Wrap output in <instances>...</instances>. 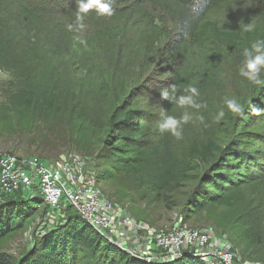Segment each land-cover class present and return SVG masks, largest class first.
Segmentation results:
<instances>
[{"label":"trees","instance_id":"trees-1","mask_svg":"<svg viewBox=\"0 0 264 264\" xmlns=\"http://www.w3.org/2000/svg\"><path fill=\"white\" fill-rule=\"evenodd\" d=\"M78 2L0 0V68L10 71L22 87L12 91L15 104L41 115L40 121L47 125L61 120L69 128V122L86 116L89 98L91 105L100 96L110 98L105 121L125 149H117L119 156L108 164L112 173L101 175L106 189L114 188V192L108 191L109 196L121 200L115 182L120 178L129 190L144 189L154 201H163L182 182L194 179L189 172L196 161L205 172L187 197L190 212L198 214L214 205H240L242 226L223 231L241 248L230 240L229 246L233 252L239 250L241 260L264 264V152L243 145L249 134L253 142L262 140L257 132L250 133L244 119L258 108L259 122H264L261 101L233 120L235 135L224 145L204 133L193 136L188 123L183 125L184 135L179 140L161 134V115L153 121L134 107V98L142 92L149 98L157 94L147 91L150 81L156 80L158 92L175 84L177 96L193 86L198 89L201 106L185 107L187 114L203 117L199 121L205 128L220 129L216 116L218 110H224L227 89L222 77L224 50L232 52L240 66L243 50L264 39V0H103L111 5L112 15H98L93 10L82 21L76 19ZM241 20L254 22L256 29L242 33ZM85 37L96 57L67 59L70 51L79 50V39ZM77 64L88 75L96 72L100 79L91 95L85 93L83 83L76 84V72L82 71L75 68ZM77 88L79 93L74 92ZM168 104L176 110L164 109L166 114L184 115L181 107ZM31 140L40 154L53 150L58 142L51 138L55 146L48 150L37 137ZM44 207L39 195L0 196V264H206L188 253L162 263L137 258L107 239L70 205L60 218L49 216L51 225L56 226L36 240L32 252L15 260L2 250V244L21 230L38 208L45 219L49 212ZM138 215L148 218L145 213Z\"/></svg>","mask_w":264,"mask_h":264},{"label":"rangeland","instance_id":"rangeland-1","mask_svg":"<svg viewBox=\"0 0 264 264\" xmlns=\"http://www.w3.org/2000/svg\"><path fill=\"white\" fill-rule=\"evenodd\" d=\"M245 11V9L242 11L243 14ZM78 44L79 50L70 51L66 56L67 59H78L84 56H89L90 58L96 57L95 48L88 46V37L80 38ZM224 55L226 59L222 68V77L225 78L224 83L227 88L224 96L226 99H235L241 106L242 111L239 114L233 113L224 104V110L222 111L227 117L223 120L221 119L222 117L216 120V123L221 127L220 129L219 127L205 128L199 119L195 117H192L191 122H188L189 127L193 128V136L197 135L201 137L204 133L221 145L229 143L230 139L235 135L233 120L238 119L247 110L249 111V108L255 107L256 103L254 102L258 100L261 101V105H264V85L253 84L246 78L241 77L238 73L239 65L235 55L228 49L224 50ZM90 66L94 67L95 65L90 63ZM77 67L81 69L78 64L75 68ZM81 70L80 72H76V77L78 78L76 84L79 82L83 83L85 85V93L91 95L95 88L97 89L100 85V79L97 78L96 72H91L88 75V71L85 69ZM5 74H8L10 78H5ZM261 78L264 79V73L261 74ZM155 81H150L146 87L148 88L147 91L154 93L156 91L157 94H152L149 98L142 96L144 93L142 92V94L134 98L137 103L134 107L142 109L143 114H149L151 116L149 119L153 121L156 119V116L159 117L161 114L158 109L161 111H164V109L176 110L167 101L160 99L159 92L155 89ZM17 83V79L10 71L0 68V154L12 153L20 157L31 155L42 156L51 162H56L61 158L68 161L79 159L83 163L80 170L81 173L95 180L100 191L104 196L108 197L109 201L117 208L120 214L124 213L126 216H132L134 219L139 220L137 222L146 223V225L148 224L153 229L163 231H170L177 227L196 229L213 234L218 239L216 241L219 244H226L227 242L229 246L230 240L235 245L230 234L223 230L229 229L231 226H242L241 217L238 216L240 205L232 207L214 205L198 214H192L189 210L190 208H188L187 197L201 182L205 172L203 165L195 161L191 165L192 170L189 172L194 179L182 182L163 201H154V198L144 189L129 190L123 179L119 178L115 182L121 200L115 201L108 194V191L114 192V188L108 190L109 188L107 187L106 189L105 183L100 180L103 173H112L108 164L115 157L119 156L120 153L117 149H125L122 142L116 139L117 135L114 129L107 126L105 121L111 99L100 96V100L91 105L89 98V103L85 108L86 116L82 119L77 117L73 122H69V128L62 125L61 120L52 121L47 125L42 120L40 121L41 115L15 104L13 100L14 93L12 91H14L15 87H18L17 90L21 87L17 86ZM256 88H259L257 90L258 93L255 92ZM74 92L79 93L78 88ZM181 110L183 114H187V108L185 110L182 108ZM218 111L221 112L220 110ZM257 113L258 108H254L252 115H246L244 119L250 126V133L257 132L259 136H262V140L253 142V136L249 134L243 141V145L247 150L259 149V151L264 152V122H259L258 116L261 115H257ZM69 129V133H64L65 130ZM181 135L183 136L184 134ZM35 137L41 140L48 147V150L55 146L50 142L51 138L58 140V142L53 150L40 154L34 150L36 147L31 144V139ZM84 151H88V154ZM84 154L87 156H84ZM85 157H87V160ZM252 199V197L248 198V200ZM138 212L148 214V218L140 217ZM262 219L264 221V210ZM51 222L49 216L44 219L42 209L38 208L33 216L26 221L25 226L21 230L9 235L2 244V250L10 254L15 260L24 257L33 251L32 249L35 246L36 240L46 234L48 228L51 229L53 226H56V224L51 225ZM61 222H64L63 219ZM212 242L208 240L207 243ZM207 247L214 248L213 244L207 245ZM236 247L237 249L241 248L240 246ZM229 248L233 251L232 247L229 246ZM175 252L177 254L160 257V260L172 259L178 256V253L182 254L181 249ZM194 252L197 253V249L191 253L193 257L199 258L194 255ZM238 252L239 250L235 251L233 256L237 257L235 259L243 262ZM171 253L169 252V254ZM203 256L213 263L212 257L206 254ZM158 260H152L151 262H159Z\"/></svg>","mask_w":264,"mask_h":264},{"label":"built area","instance_id":"built-area-1","mask_svg":"<svg viewBox=\"0 0 264 264\" xmlns=\"http://www.w3.org/2000/svg\"><path fill=\"white\" fill-rule=\"evenodd\" d=\"M82 166L79 159L68 161L61 158L48 162L37 156L0 154V196L39 195L49 212L47 215L52 218H60L65 206L70 205L116 246L150 262L158 259L159 262L171 261L184 253L192 255L191 252L197 249L194 255L208 264H252L235 259L227 242L219 244L213 234L182 227L170 231L153 229L124 213L120 214L104 199L95 180L81 173ZM208 240L213 242L207 243ZM211 244L214 248L207 247ZM180 249L182 254L160 260V257L177 254L175 251ZM205 254L212 257L213 263L203 256Z\"/></svg>","mask_w":264,"mask_h":264},{"label":"clouds","instance_id":"clouds-1","mask_svg":"<svg viewBox=\"0 0 264 264\" xmlns=\"http://www.w3.org/2000/svg\"><path fill=\"white\" fill-rule=\"evenodd\" d=\"M236 7V5H235ZM235 7L233 9H235ZM95 11L98 15H112L111 5L103 2V0H79L77 5V21H82L84 16L90 11ZM225 19V18H224ZM226 22V20H225ZM239 28L242 33H251L256 29V24L249 21L244 23L243 20L239 22ZM243 60L238 68V73L241 77L256 85H264V79L261 74L264 73V39H258L251 43L249 48H245L242 52ZM5 78L8 74H5ZM178 89L175 84L163 88L159 92L161 100L168 101L170 104H175L178 107H190L198 109L201 105L197 102L199 96L198 89L193 86L185 88V94L177 96ZM225 104L227 108L233 113L239 114L242 111L241 106L235 99H226ZM161 120L158 123V131L161 134L168 133L176 139H181V129L184 124L191 120V116L184 114L180 118L166 114L161 111ZM223 111L219 112L216 119L223 117ZM203 121V117H198Z\"/></svg>","mask_w":264,"mask_h":264}]
</instances>
